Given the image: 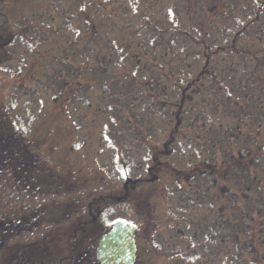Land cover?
Segmentation results:
<instances>
[{"label":"rangeland","instance_id":"374dc122","mask_svg":"<svg viewBox=\"0 0 264 264\" xmlns=\"http://www.w3.org/2000/svg\"><path fill=\"white\" fill-rule=\"evenodd\" d=\"M260 1L0 0V108L36 157L0 181V215L25 230L2 239L0 264L21 263L12 245L50 231L39 264H58L70 256L63 234L92 216L105 228L115 218L140 226L134 264H264ZM168 68L189 73L188 88L157 87ZM172 107L185 137L174 134V154L158 159ZM231 155L245 168L223 166ZM215 159L217 174L204 166ZM174 184L200 190L194 219Z\"/></svg>","mask_w":264,"mask_h":264},{"label":"trees","instance_id":"16d2710c","mask_svg":"<svg viewBox=\"0 0 264 264\" xmlns=\"http://www.w3.org/2000/svg\"><path fill=\"white\" fill-rule=\"evenodd\" d=\"M9 137L10 138H7L6 141H5L6 144L0 143V149L3 150L5 148L3 150L5 152H6V149H7L8 146L10 147V150H11V147L14 146V144L16 143V141L12 140V143L9 145V140L12 139V135L9 136ZM14 151L15 152H13V153H14L15 156H18L19 155L18 153H22L19 150H14ZM5 161H6V158H1V155H0V168H3L4 166H6V164H4ZM95 220L96 219L93 217L88 222L81 223V225H79V228L75 227L76 231L74 233L70 234L69 236L68 235H64L65 237L62 236V239L60 238L61 236L58 238V239H61V246L62 247L64 246L65 250L70 255L75 254V255L71 256L68 259L67 264H84L87 261L86 257L88 256V253L86 251L80 250L79 247H80V244L83 243L82 242V240H84L83 236L85 234H87L88 232H90L92 229H94L95 226L97 225ZM18 230H19V228H13L11 223H10V224H7V226L4 227L3 232H4L5 236H9V235H12V232L14 233V231L16 233H18ZM76 234H77V237H76ZM2 245H3V243L0 242V249L2 248ZM40 249H41V246L39 247L38 243H31V244H28V245H19L18 249H17V252H18L17 256L20 258V260L22 262L20 263L18 261L17 264H23L24 262L25 263L27 262L28 264H33V262L36 261V260L33 259L34 250L38 251ZM63 251H64V249H63ZM45 254L47 256H49L47 253H45ZM39 259H40V257H39ZM48 261H53V259H48ZM91 261L94 263V260L92 259V256H91Z\"/></svg>","mask_w":264,"mask_h":264},{"label":"water","instance_id":"95a60500","mask_svg":"<svg viewBox=\"0 0 264 264\" xmlns=\"http://www.w3.org/2000/svg\"><path fill=\"white\" fill-rule=\"evenodd\" d=\"M96 257L101 264H131L134 259L133 228L116 220L99 240Z\"/></svg>","mask_w":264,"mask_h":264}]
</instances>
